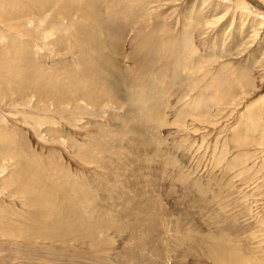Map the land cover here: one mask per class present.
<instances>
[{"label":"rangeland","instance_id":"rangeland-1","mask_svg":"<svg viewBox=\"0 0 264 264\" xmlns=\"http://www.w3.org/2000/svg\"><path fill=\"white\" fill-rule=\"evenodd\" d=\"M246 1L0 0V264H123L126 233L68 219L131 158L201 228L172 264H225L221 244L264 264V0Z\"/></svg>","mask_w":264,"mask_h":264},{"label":"bare ground","instance_id":"bare-ground-1","mask_svg":"<svg viewBox=\"0 0 264 264\" xmlns=\"http://www.w3.org/2000/svg\"><path fill=\"white\" fill-rule=\"evenodd\" d=\"M244 2L247 1L244 0ZM246 4H248V2ZM248 9L251 10V8L250 7L248 8L247 6L245 8V11L246 10L248 11ZM256 13L257 12H255L254 14ZM263 13H264L263 11L262 13L260 11L259 13L256 14V16H259L260 17L259 19L264 20ZM260 23L261 22H259V24ZM60 25L58 26V28L61 27ZM45 33H46L45 34L46 37V35H49V30L45 31ZM131 161L135 163L136 167L142 165L138 161H136V159H132V158L130 160L127 159V161H125L124 163H119L120 166L117 171L120 174H128L129 179L122 184V186L118 191L116 192L108 191L112 196L110 200L114 199V201L110 202L108 201L109 199L108 200L106 199L110 197V195H108V197L105 196L106 197L105 199L103 198L102 201L94 205L93 207L94 211L90 212L87 215L84 213L85 212L84 206L73 208L70 211L68 224L70 225L108 224L110 226L115 227V233L118 236H120L121 233L122 235L123 233H126V239H127L126 243L128 242L129 244L126 245V248L122 249L123 251H121L120 254L118 253L120 257L119 260L123 264L134 262V260L136 261V264H166L167 262L168 264H172L171 260H173L174 252L178 251V249L175 248L176 245L177 248L180 249V246L182 247L183 245L182 242H186V240L190 235L193 236L198 235L201 232L200 231L201 228H199L195 223H193L192 218H190V214L186 215L185 213L187 222H184L185 218L182 221L179 220V218L173 219L172 213L169 212L167 208L166 209L164 208L165 206H163L164 204H162L163 199L159 197V195H156L158 189H154V184H151V186L153 187L152 189L147 188V186H150L148 184L147 185L144 184L143 186L139 185L138 176L137 174H135V171H137V169H134L135 167H131L134 166L130 164ZM144 168L145 166L143 168H140V170H143ZM131 178L132 180L134 181L136 180L137 182L133 183L131 181ZM146 181L151 182L150 179H147ZM131 186L134 188L135 186L136 188L138 187L140 188H138V190H135L132 189ZM128 187L130 189L126 191L125 189ZM155 190L157 191L155 192ZM127 192L129 193L131 192L130 195H127ZM94 198L97 199L96 196H94ZM86 202H87V198H84L83 203ZM221 245H222V251H221L222 257L216 255L217 261L219 262L222 261L225 264L228 263L232 264L229 261V257L227 253L223 251V244ZM211 246L209 245L210 249ZM167 258H169V261H167ZM98 264H109V263L106 260H104Z\"/></svg>","mask_w":264,"mask_h":264}]
</instances>
